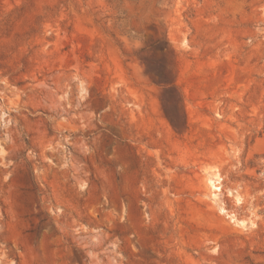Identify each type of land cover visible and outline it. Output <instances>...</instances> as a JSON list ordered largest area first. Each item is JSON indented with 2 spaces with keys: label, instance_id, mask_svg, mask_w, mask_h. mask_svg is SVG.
Returning <instances> with one entry per match:
<instances>
[{
  "label": "rangeland",
  "instance_id": "rangeland-1",
  "mask_svg": "<svg viewBox=\"0 0 264 264\" xmlns=\"http://www.w3.org/2000/svg\"><path fill=\"white\" fill-rule=\"evenodd\" d=\"M0 264H264V0H0Z\"/></svg>",
  "mask_w": 264,
  "mask_h": 264
},
{
  "label": "bare ground",
  "instance_id": "bare-ground-1",
  "mask_svg": "<svg viewBox=\"0 0 264 264\" xmlns=\"http://www.w3.org/2000/svg\"><path fill=\"white\" fill-rule=\"evenodd\" d=\"M209 183H210L211 186L215 187L216 190H218V186L215 185L214 181H212L211 179H209ZM220 211H221L222 213L225 212L223 208H221ZM227 216H229L230 219H231L232 221H234V218H233L232 216H230V215H227Z\"/></svg>",
  "mask_w": 264,
  "mask_h": 264
},
{
  "label": "trees",
  "instance_id": "trees-1",
  "mask_svg": "<svg viewBox=\"0 0 264 264\" xmlns=\"http://www.w3.org/2000/svg\"><path fill=\"white\" fill-rule=\"evenodd\" d=\"M171 125L175 128L176 126H175V124L171 121Z\"/></svg>",
  "mask_w": 264,
  "mask_h": 264
}]
</instances>
